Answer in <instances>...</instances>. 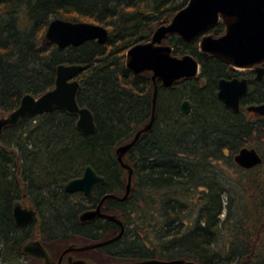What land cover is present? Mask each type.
<instances>
[{
  "label": "trees",
  "instance_id": "16d2710c",
  "mask_svg": "<svg viewBox=\"0 0 264 264\" xmlns=\"http://www.w3.org/2000/svg\"><path fill=\"white\" fill-rule=\"evenodd\" d=\"M188 1L0 0V116L15 110L25 94L39 96L53 88L60 63H80L84 70L77 76L78 101L92 110L97 124L95 133L86 136L77 128V115L55 110L5 128L0 136V264H26L30 259L22 247L31 227L18 226L13 217L19 200L35 206L38 233L57 247L100 241L120 231L104 218L82 223L79 214L107 193L124 194L127 174L115 150L151 117V73L134 74L126 66V53L150 40L154 29L168 23ZM55 18L102 24L109 40L60 49L45 36ZM211 31L221 35L223 22ZM165 43L176 55H194L201 74L169 89L158 84L153 127L126 155L134 168L130 196L104 204L105 211L123 218L125 232L107 246L78 255L100 263L185 258L199 264H264V183H248V203L240 206L242 215L223 239L222 230L234 215L229 209L220 218L225 210L222 196L213 186L216 174L209 176L216 159L220 163V156L234 154L250 134L260 132L262 119L234 113L216 97L218 79L239 70L205 56L199 40L185 42L172 34ZM186 98L193 103L192 119L180 110ZM262 101L264 81L253 84L245 99L246 104ZM13 131L14 142L4 140ZM87 166L105 178L104 184L91 196L67 193L65 184Z\"/></svg>",
  "mask_w": 264,
  "mask_h": 264
},
{
  "label": "water",
  "instance_id": "95a60500",
  "mask_svg": "<svg viewBox=\"0 0 264 264\" xmlns=\"http://www.w3.org/2000/svg\"><path fill=\"white\" fill-rule=\"evenodd\" d=\"M220 20L225 25V31L216 36L211 30ZM172 34H177L185 42L199 40L200 51L205 56H212L234 69H254L258 80L264 78V0H189L168 23L154 29L150 40L134 44L126 53V66L134 74L151 73L154 85L151 117L136 131L132 140L119 145L115 150L117 159L127 174L124 194L107 193L95 208L85 209L79 214L82 223L102 217L116 223L120 231L110 238L96 242L81 245L70 243L58 260L52 258L41 238L28 239L22 247L26 256L41 260L44 264H199L185 258H145L100 263L69 254L103 247L123 236L126 228L123 218L114 212H104L103 205L107 199L125 201L130 196L134 168L126 155L141 136L153 127L157 116L158 84L171 88L181 80H194L201 74V64L194 55H176L173 47L165 43ZM45 36L50 43L65 49L69 46L78 47L92 40L105 44L110 32L102 24L55 18L49 23ZM83 70L84 65L79 63H60L56 68L53 88L39 96L25 94L15 110L0 117V136L5 128L19 124L25 117L34 118L54 110H65L77 115L78 130L86 136L94 134L97 129L95 115L78 101L81 82L77 76ZM218 86V97L226 108L235 113L240 112L241 101L249 93L248 79L222 77ZM247 110L263 116L264 102L249 104ZM182 112H190L188 100L183 102ZM234 160L245 170L253 169L264 161L255 147H242L235 154ZM103 182L104 177L93 167L87 166L80 177L66 183L65 190L68 193L83 192L90 195ZM36 215L34 206H24L21 201L14 203L13 217L18 226L32 223Z\"/></svg>",
  "mask_w": 264,
  "mask_h": 264
},
{
  "label": "rangeland",
  "instance_id": "374dc122",
  "mask_svg": "<svg viewBox=\"0 0 264 264\" xmlns=\"http://www.w3.org/2000/svg\"><path fill=\"white\" fill-rule=\"evenodd\" d=\"M6 115L8 114L5 113L2 116H6ZM249 117H250L249 119L252 118V116H249ZM255 117L257 116H254L253 118ZM187 118L188 119L194 118V114L192 113V115H188ZM260 124L261 125H258V126H264V121H261ZM14 132L15 131L8 132L4 140L6 139V141L8 142L10 141L14 142V136L16 135V134L15 135L13 134ZM245 141H246L244 142L245 146L255 147L264 159V127H262L259 133L256 132L254 134H250L245 139ZM0 146L1 147L3 146L2 141H0ZM219 159H222L220 160V163H218V160L216 159V163H214L216 164V166L209 167V171H210L209 176L213 177L214 174H216V184H213V186H215L216 192H219L222 196V205L225 208V210H224V214H222L220 218L223 220L225 218V215H227L228 213L227 211H229V209H230L231 214L234 215L232 219L230 220V222L227 224V228L222 230V237L223 239H225L227 237H230L231 235L230 228L234 226V223L238 221L240 216L242 215L243 207H240V206L245 205V202L248 203L247 197L249 195L250 188H252L251 187L252 184L262 183V182L264 183V162L261 165L255 167L254 169L244 170L240 168L237 164H235L234 160L231 159L230 157L220 156ZM202 171L204 170H201L200 172ZM200 175L201 177H203V174H200ZM248 183L249 185H251L249 187V191L246 190V188L249 186ZM34 196L30 198L31 201L33 200V198H35ZM38 198L40 199V196H38ZM29 202L30 201H27V202L23 201L24 206H29L30 205ZM37 229H38L37 225L33 227L31 239L41 238ZM43 241L46 246L49 245L51 242L49 241V239H47L45 235L43 236ZM65 248L66 246H58L57 251L55 250L52 251V258L55 260H58V256L60 255V252H62L63 249ZM73 256L79 257L77 255H73ZM94 259L95 258L92 256L89 257V260H94ZM26 264H44V263L41 260L30 258Z\"/></svg>",
  "mask_w": 264,
  "mask_h": 264
},
{
  "label": "flooded vegetation",
  "instance_id": "af4514ba",
  "mask_svg": "<svg viewBox=\"0 0 264 264\" xmlns=\"http://www.w3.org/2000/svg\"><path fill=\"white\" fill-rule=\"evenodd\" d=\"M222 21L220 20V22H219V24L221 23ZM218 24V25H219ZM224 24V23H223ZM217 25V26H218ZM216 26V27H217ZM224 31H225V25H224ZM224 33V32H223ZM222 33V34H223ZM221 34V35H222ZM216 36H219V35H216ZM228 66V65H227ZM230 68H232L233 70H238V69H234L233 67H231V66H229ZM240 71V73L238 74V75H235V76H230V77H226V78H231V77H246L247 79H248V81H249V93L242 99V101H241V108H240V112H238V113H242V115H244L245 117H247V116H252V118L254 117V116H257V117H255V119H262V121H264V115L263 116H261V115H259V114H257V113H254V112H249L248 110H247V107H248V105L249 104H253V103H247L246 104V102H245V99L248 97V95L250 94V90H251V87H252V85L254 84V85H256L257 83H260V82H263L264 81V78L262 79V80H258L257 78H256V72H255V70L254 69H251V70H239ZM220 78H222V77H220ZM219 78V79H220ZM219 79H218V81H219ZM218 81H217V83H216V97L219 99V97H218V90H219V86H218ZM200 83L203 85V84H205L206 83V80L205 79H201L200 80ZM161 85V84H160ZM161 87L163 88V89H169V88H165V87H163L162 85H161ZM159 89V88H158ZM185 100H188L189 102H190V112L188 113V114H185V113H183L182 112V104H183V102L185 101ZM220 100V99H219ZM221 101V100H220ZM222 102V101H221ZM262 102H264V101H262ZM167 103V102H166ZM223 103V102H222ZM254 103H261V102H254ZM224 104V103H223ZM225 106V105H224ZM192 107H193V103H192V101L189 99V98H186V99H184L182 102H181V104H180V110H181V113L183 114V115H185V116H188V115H190L191 114V112H192ZM226 107V106H225ZM228 109V108H227ZM228 110H230V109H228ZM230 111H232V110H230ZM233 112V111H232ZM235 113V112H234ZM36 117H38V116H36ZM36 117H34V118H32V119H35ZM30 118V117H29ZM18 125V124H17ZM16 126V125H15ZM3 134V133H2ZM1 134V135H2ZM242 147H249V146H245V143H244V145L242 146ZM241 147V148H242ZM241 148H239L234 154H226L225 155V157H230L231 159H233L234 160V156H235V154L241 149ZM118 160V159H117ZM234 163L236 164V162H235V160H234ZM238 165V164H237ZM122 166V165H121ZM239 166V165H238ZM240 167V166H239ZM240 168H242V167H240ZM243 169V168H242ZM254 169V168H253ZM245 170V169H244ZM251 170V169H250ZM104 182H105V178H104ZM104 182L103 183H100V184H104ZM100 184H98V185H100ZM97 185V186H98ZM96 186V187H97ZM95 187V188H96ZM94 188V189H95ZM76 193H83V192H76ZM76 193H69V194H76ZM94 193V190H93V192H92V194ZM84 194V193H83ZM92 194H90V195H86V196H91ZM100 200H101V198H100ZM100 200L98 201V203L100 202ZM19 201H21V200H19ZM22 203H23V201H21ZM106 202V201H105ZM97 203V204H98ZM105 204V203H104ZM30 205H32V206H34L33 204H31L30 203ZM97 206V205H96ZM95 206V207H96ZM95 207H92V208H95ZM34 208H35V206H34ZM35 210L37 211V209L35 208ZM103 211L104 212H107V211H105V209H104V205H103ZM110 212V211H109ZM108 213V212H107ZM37 217H38V213H37V215H36V218H35V220L32 222V223H30V224H28V225H26V226H23V227H31V234H32V226L34 225V227L36 226V221L38 220L37 219ZM98 218H102V217H98ZM97 219V218H96ZM96 219H94V220H96ZM105 219V218H104ZM106 220H108V219H106ZM116 224V223H115ZM120 228V227H119ZM38 230V229H37ZM29 239H31V237L29 238ZM43 241V240H42ZM43 243H44V241H43ZM109 245V244H108ZM107 246V245H106ZM47 247H48V249H49V251H50V253H51V255H52V251H57V245H55L54 243H51L50 242V244L49 245H47ZM67 247V246H66ZM101 248V247H100ZM96 249V248H95ZM64 250V249H63ZM91 250H93V249H91ZM88 251V250H87ZM63 252V251H62ZM62 252H60V255H61V253ZM82 252H84V251H82ZM69 254H72V255H77V256H79L80 257V255H78V252H72V253H69ZM60 255L58 256V258L60 257ZM28 257V256H27ZM66 257V256H65ZM29 258H31V257H29Z\"/></svg>",
  "mask_w": 264,
  "mask_h": 264
},
{
  "label": "bare ground",
  "instance_id": "6f19581e",
  "mask_svg": "<svg viewBox=\"0 0 264 264\" xmlns=\"http://www.w3.org/2000/svg\"><path fill=\"white\" fill-rule=\"evenodd\" d=\"M80 64V63H79ZM83 65V64H82ZM55 111V110H54ZM66 185V184H65ZM64 190H65V186H64ZM66 191V190H65ZM68 193V192H67Z\"/></svg>",
  "mask_w": 264,
  "mask_h": 264
}]
</instances>
